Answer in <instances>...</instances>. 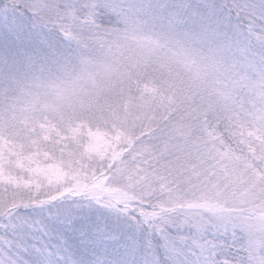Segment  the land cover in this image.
Returning a JSON list of instances; mask_svg holds the SVG:
<instances>
[{"label":"snow or ice","instance_id":"6c2138e0","mask_svg":"<svg viewBox=\"0 0 264 264\" xmlns=\"http://www.w3.org/2000/svg\"><path fill=\"white\" fill-rule=\"evenodd\" d=\"M0 264H264V0H0Z\"/></svg>","mask_w":264,"mask_h":264}]
</instances>
